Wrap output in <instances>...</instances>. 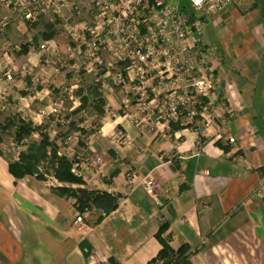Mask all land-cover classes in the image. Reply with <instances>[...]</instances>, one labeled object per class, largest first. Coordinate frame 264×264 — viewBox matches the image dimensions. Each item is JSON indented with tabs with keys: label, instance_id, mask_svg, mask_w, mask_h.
<instances>
[{
	"label": "crops",
	"instance_id": "1",
	"mask_svg": "<svg viewBox=\"0 0 264 264\" xmlns=\"http://www.w3.org/2000/svg\"><path fill=\"white\" fill-rule=\"evenodd\" d=\"M8 17L10 24L0 36V117H7L0 132L14 130V142L22 150L14 160L0 151V264H88L85 247L97 250L111 264H162L157 258L163 246L156 233L164 224V242L172 250L188 248L190 264H264L261 29L239 31L232 41L221 32H207L206 26L208 45L220 50V63H213L216 95L220 100L227 96L228 121L205 137L198 129L173 123L171 137L164 139L156 129H140L122 116L123 92L103 90L96 81L88 92L77 85L75 90L67 84L68 73L58 84L67 58L57 47L47 53L37 49L44 40L57 42L55 36L45 39L49 32L44 26H22L19 18ZM8 29L28 36L30 42L12 51ZM73 88L77 99L65 106L62 95ZM57 100H63L59 115L40 114L49 112ZM106 105L116 117L109 115ZM91 106L97 128L75 119ZM18 124L32 128L20 143L15 141ZM60 130H66L61 138ZM118 131L128 146L111 140ZM68 136L74 138L72 153L65 149ZM230 137L235 144H228ZM44 138L45 157L34 165V173L12 174L9 162L38 148ZM54 154L72 163L81 158L82 184L48 185L40 170L54 176L58 166ZM97 158L101 165L96 167L92 161ZM148 177L160 185L155 197L142 186ZM60 188L117 195L118 205L100 222L101 212L92 206L81 227L75 224L76 199Z\"/></svg>",
	"mask_w": 264,
	"mask_h": 264
},
{
	"label": "built area",
	"instance_id": "2",
	"mask_svg": "<svg viewBox=\"0 0 264 264\" xmlns=\"http://www.w3.org/2000/svg\"><path fill=\"white\" fill-rule=\"evenodd\" d=\"M0 0V36L19 18L22 26L44 25L50 34L62 30L68 43V58H74L77 71L94 73L101 88L124 93L120 112L136 127L156 129L169 139L172 124L195 128L202 137L227 123L225 100L217 97L214 62L220 63V50L206 41L207 18L221 15L241 0ZM2 11L8 15L2 16ZM35 47H31L33 51ZM41 53L55 51L53 40H44ZM104 81V82H103ZM116 87V88H115ZM217 102V104H216ZM42 110V116L59 115L63 100ZM109 115L116 117L110 105ZM53 135L57 134L54 130ZM73 137L65 139L66 151L72 153ZM117 146H128L122 132L111 139ZM235 144V138H228ZM75 160V159H74ZM81 158L73 162L72 173L80 177ZM101 165V159L92 161ZM40 173L51 187L59 182L52 174ZM145 191L156 196L159 183L153 178L142 181ZM91 209L77 211L75 224L83 226ZM88 264H111L97 250L85 247Z\"/></svg>",
	"mask_w": 264,
	"mask_h": 264
},
{
	"label": "rangeland",
	"instance_id": "3",
	"mask_svg": "<svg viewBox=\"0 0 264 264\" xmlns=\"http://www.w3.org/2000/svg\"><path fill=\"white\" fill-rule=\"evenodd\" d=\"M220 19H222V22L218 26L214 27V23H216ZM207 20L209 22L207 25V32L209 33L213 32V34H215L217 32H221L225 38H228L230 40L232 38V41H233V36L234 38L237 37V34L239 31H241L242 34L243 33L245 34L247 32L254 31L256 28H259L261 29L260 38H262L263 40L264 39V0H241L239 3L235 4L234 6L229 7L228 10L224 12L223 14H221L220 16L211 15V16H208ZM44 27L46 28L47 31L50 32V28L46 26ZM44 27L41 28L42 32L45 29ZM15 32L12 31V29H8L9 37L8 38L6 37L7 42H10L9 44H10V48L12 51H17L18 47L22 46L23 44H28L30 42L28 41L29 39L28 36H26V38H22V35H20L21 33H19V31H15ZM51 34L52 36H55L54 38L57 40V42H55V45L57 47V50L60 52V56L61 55L63 57L65 56V58H67L68 60V62L66 61V65L68 66L63 64L62 69L59 70L60 73L58 74V77L60 78V81L58 82V84L60 82H62V84L65 82L64 76L66 75V73H68V75H70L68 79V83H67L69 84V86L77 85L78 87L87 89L86 92H88L91 90V88L93 87V84L96 81V84L97 85L99 84L98 86L101 87L102 80L101 82H98L97 76L94 73H86L83 70L77 71L76 69L73 68V66L76 64V60L74 58L66 57L67 56L66 48H67L68 43L63 39L62 30H58L56 32L51 31ZM212 40H213V37L209 39L211 43H213ZM262 68H264V62L262 63ZM75 88L71 90L70 94L63 93L62 99L65 100V106L66 105L70 106L71 103L77 99L75 95L73 94L74 89L77 90L76 86ZM116 90L121 91L120 88H116ZM101 94H103L102 91H101ZM72 97L73 99L71 100L70 98ZM42 106L43 105H41L38 108V110L41 109ZM92 111H93L92 106L88 107L83 111L82 114L76 115L75 119L80 118V119L87 120L88 122L90 121L92 125L97 128L99 127V124L96 123L94 119H92L93 118L91 117ZM6 118L7 117L5 116L0 117V123H4ZM65 131L60 130L59 138L64 136ZM13 135H14V130H9L6 133L0 132V151L9 160H14V158L17 157L18 152L22 150V149H19V147L15 144Z\"/></svg>",
	"mask_w": 264,
	"mask_h": 264
},
{
	"label": "trees",
	"instance_id": "4",
	"mask_svg": "<svg viewBox=\"0 0 264 264\" xmlns=\"http://www.w3.org/2000/svg\"><path fill=\"white\" fill-rule=\"evenodd\" d=\"M181 2L184 9H189V5L186 0H182ZM50 37H52V34L49 33L45 36V39H50ZM16 129L15 141L18 143L22 142L32 132V128L26 124H18ZM47 141L48 139L44 138L38 148H31L26 154H20L18 161H10V172L16 177L34 173V165L45 157V149L48 146ZM54 158L58 163L57 168H54V176L58 182L82 184L81 178L72 173V162L68 161L65 157H57L56 154H54ZM60 191H63L76 199V205L79 211H83L86 208L91 209L92 206L96 210L100 211L101 213L97 222H100L105 215L114 211L118 205V196L106 192L89 191L81 188L74 190L60 188ZM166 229L167 225L164 224L156 233V237L163 246L157 259L161 260L162 264H190V254H188V248L182 247L178 250H172L164 242L161 234Z\"/></svg>",
	"mask_w": 264,
	"mask_h": 264
}]
</instances>
